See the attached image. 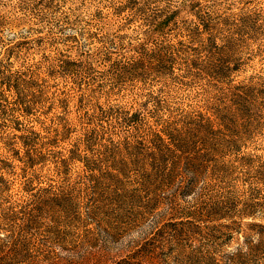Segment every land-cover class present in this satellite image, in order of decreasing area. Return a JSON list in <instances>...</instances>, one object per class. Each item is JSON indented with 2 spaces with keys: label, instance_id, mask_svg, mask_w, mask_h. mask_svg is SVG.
I'll return each instance as SVG.
<instances>
[{
  "label": "rangeland",
  "instance_id": "1",
  "mask_svg": "<svg viewBox=\"0 0 264 264\" xmlns=\"http://www.w3.org/2000/svg\"><path fill=\"white\" fill-rule=\"evenodd\" d=\"M196 13L208 20L207 32L193 29ZM243 15L255 32L240 28ZM205 37L216 47L202 48ZM1 63L19 84V97L0 83V235L24 228L36 261L56 256L65 263L108 264L96 260L125 257L173 216L157 217L142 202L118 220L101 213L97 200L105 201L116 181L141 189L156 133L190 122L182 121L187 114L205 113L226 85L264 76V0H0ZM235 63L238 70L231 69ZM223 75L225 84L216 80ZM249 116L242 154L252 156V167L224 181L201 178L200 202L225 190L239 196L246 188L264 197V177L253 169L264 161V106H254ZM20 139L29 141L26 151ZM185 179L177 175L174 190L158 193L173 209L196 205L172 197ZM140 194L142 201L150 196L144 189ZM43 195L62 197V211L43 205L40 227L30 229L25 221ZM11 211L18 212L15 219L2 222ZM235 220L242 229L249 221ZM110 227H117L115 234ZM204 232L196 237L205 245L201 251L216 254L255 239ZM61 233L64 241L52 242ZM204 238L213 240L211 247ZM175 256L155 264H178ZM253 264H264V256Z\"/></svg>",
  "mask_w": 264,
  "mask_h": 264
},
{
  "label": "trees",
  "instance_id": "2",
  "mask_svg": "<svg viewBox=\"0 0 264 264\" xmlns=\"http://www.w3.org/2000/svg\"><path fill=\"white\" fill-rule=\"evenodd\" d=\"M196 14L193 29L198 33L207 32L210 26L208 20L203 14ZM248 19L249 16L243 15L239 16L237 21L240 28L241 26L249 27L254 31V27L248 25ZM211 45L216 47L209 37H205V40L200 44L202 48ZM192 65L195 66L196 63L193 62ZM0 67H3L2 63ZM206 68L208 69L210 66H206ZM238 68L237 63L231 67L233 70H238ZM216 80L225 84L228 75L216 77ZM249 80L247 84L240 82L226 85L222 96L215 95L211 105L205 107V113H199L196 116L187 114L182 121L190 122H183L178 127L166 128L155 134L149 142L152 146L151 152L148 153L150 161L148 166L147 163L143 166L142 171L144 170V172L139 183L140 188L148 191V195H150L146 201L141 200V189H130L120 181H116L110 187L105 201H102V197L97 200L101 203L98 207L101 213L106 217L111 215L118 220L125 218L130 206L142 202L145 204V210L150 213L157 211L156 214L154 213L155 216L161 217L169 213L173 218L168 223L153 229L151 237L136 242L131 248L133 250L129 249V253L125 257L117 261L98 258L96 262L155 264L166 261L171 253H175L174 259L178 264H253L259 256H264V197H255L251 192L253 189L246 188L239 196L234 195L233 190H225L209 197L207 201L200 202L202 192L198 185L201 178L207 175H219L218 177L224 181L237 176L238 169H243L246 172L248 168L252 167V156L242 154V149L247 148L249 144V140L242 135L251 132V123L248 122L251 108L259 105L264 106V76L254 82L252 77ZM0 83H3L9 91L19 97L17 91L19 84L14 82L11 74L4 75L1 68ZM257 102L260 103L257 105ZM23 113H29L27 106H24ZM200 118L205 121H200ZM237 121L247 122L238 124ZM19 142L26 151L29 141L20 139ZM34 161L30 156L27 158L29 166L34 164ZM253 169L255 174L264 177V161L255 165ZM180 174L186 178L184 185L178 187L172 197L184 203L196 205H184L181 208L173 209L172 205L166 201H171V199L162 198L158 193L168 187L171 188L173 180ZM119 175L118 171L117 174L111 175L112 181L118 180ZM92 177H94L93 173ZM98 186L97 183L95 187ZM172 189L175 188L170 190ZM38 200L41 201L35 207V214L25 221L30 229L40 227L44 211L43 205L53 211L63 208L60 206L63 198L57 195H43L41 199L38 197ZM161 205L162 209L158 211ZM17 213L13 211L3 213L1 215L2 222L7 220L9 223V220L15 219ZM235 218L249 219V221L244 224L245 228L242 229L241 222L236 221ZM222 220L229 221V223H221ZM110 228V231L114 232L112 234H115L117 227ZM52 229L54 230V228ZM203 231L207 237H214L215 233L220 232L224 237L238 233L246 238V233H249L255 236V239L250 243L243 242L240 248L216 254L211 250L201 251V246L205 245L196 237L202 236ZM55 235L52 237L54 240L51 239L52 242L64 241L63 234ZM3 236L5 238L0 235V264H75L70 260L68 263L62 262V259L56 256L52 258L43 256L40 261H36L30 252V243L28 239L26 240L24 228L17 232L12 231L9 237L7 234ZM6 238H10V240L4 242ZM206 240L211 242L208 244L206 241V246L211 247L213 240ZM224 240L226 239H223L221 245L226 244ZM190 241H196L200 246H195V243Z\"/></svg>",
  "mask_w": 264,
  "mask_h": 264
}]
</instances>
